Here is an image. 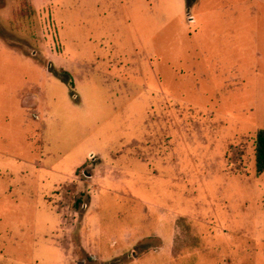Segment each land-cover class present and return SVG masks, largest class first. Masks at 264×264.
I'll return each mask as SVG.
<instances>
[{
    "label": "rangeland",
    "instance_id": "374dc122",
    "mask_svg": "<svg viewBox=\"0 0 264 264\" xmlns=\"http://www.w3.org/2000/svg\"><path fill=\"white\" fill-rule=\"evenodd\" d=\"M262 129L264 0H0V264H264Z\"/></svg>",
    "mask_w": 264,
    "mask_h": 264
},
{
    "label": "trees",
    "instance_id": "16d2710c",
    "mask_svg": "<svg viewBox=\"0 0 264 264\" xmlns=\"http://www.w3.org/2000/svg\"><path fill=\"white\" fill-rule=\"evenodd\" d=\"M257 152H256V165L257 171L259 173L264 172V129L260 130L257 134ZM85 193L81 192L79 197H77V203L75 204V208H81L83 204L82 197Z\"/></svg>",
    "mask_w": 264,
    "mask_h": 264
},
{
    "label": "crops",
    "instance_id": "0c3cea01",
    "mask_svg": "<svg viewBox=\"0 0 264 264\" xmlns=\"http://www.w3.org/2000/svg\"><path fill=\"white\" fill-rule=\"evenodd\" d=\"M78 170H79V168H78ZM77 173H78V171H77ZM93 176H94L93 173H88V175H86V178L89 179V180H91L93 178ZM85 181H88V180H85ZM85 206H86V209H87L88 208V205L86 203H85ZM91 243H92V240H88V239H84L83 240V237L81 236L80 249L88 252L87 250H88L89 246L92 245ZM92 257L95 258V255H92Z\"/></svg>",
    "mask_w": 264,
    "mask_h": 264
},
{
    "label": "water",
    "instance_id": "95a60500",
    "mask_svg": "<svg viewBox=\"0 0 264 264\" xmlns=\"http://www.w3.org/2000/svg\"><path fill=\"white\" fill-rule=\"evenodd\" d=\"M80 264H85V262L83 261V262H80Z\"/></svg>",
    "mask_w": 264,
    "mask_h": 264
}]
</instances>
